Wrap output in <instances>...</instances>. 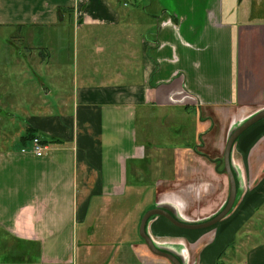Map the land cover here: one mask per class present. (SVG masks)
Here are the masks:
<instances>
[{
    "label": "crops",
    "instance_id": "obj_1",
    "mask_svg": "<svg viewBox=\"0 0 264 264\" xmlns=\"http://www.w3.org/2000/svg\"><path fill=\"white\" fill-rule=\"evenodd\" d=\"M145 1L138 15L126 0H0V33L28 42L19 56L39 52L57 81L45 95L54 104L22 106L0 62V264L9 253L32 264H172L142 241L145 214L197 224L227 204L218 168L228 139L264 110V0ZM71 49L73 67L53 70ZM31 134L48 144L44 157ZM230 163L237 196L215 228L147 223L184 264H218L236 243L245 251L227 264H264V242L247 246L264 238V119L238 137ZM116 213L118 223L101 221ZM97 228L106 238L95 245ZM87 239L101 253L78 262Z\"/></svg>",
    "mask_w": 264,
    "mask_h": 264
},
{
    "label": "rangeland",
    "instance_id": "obj_2",
    "mask_svg": "<svg viewBox=\"0 0 264 264\" xmlns=\"http://www.w3.org/2000/svg\"><path fill=\"white\" fill-rule=\"evenodd\" d=\"M126 1L128 3L127 11L136 12L138 15L139 13H141V10H140L141 0H126ZM145 4H152V0L145 1ZM135 8H138V9L130 10V9H135ZM25 43L26 42H22V41L20 42L13 35L7 36L5 34L0 33V62L2 61L4 65H6V63L8 62L11 68L10 70L13 72L12 75L9 74L10 76H5L4 83L6 84V86L14 85V87L17 90L15 91L16 94L14 95V97L17 99H14V100L16 102L20 101L22 106H24L25 104L28 105V103H33V102H36L37 104L42 103L45 105V102H44L45 100H48L46 102H48L50 105L54 104L56 102V98L54 97L55 93L52 92V94H50L49 96H45V95H47L46 94L47 89L51 87V84L55 85L57 84L56 83L57 81L52 79L53 75H48L45 73L44 66L46 65L43 64V56L42 57L39 56L40 55L39 52L35 51L36 53H33L29 56L28 54H26V56H23V57L19 56L20 54L22 55L23 53H25L27 49L25 47L29 43L27 42L26 45ZM56 52H58L57 54H59L60 50H56ZM72 52H73L72 49L69 50V55H67V51L64 50V53L67 58L63 56V53L62 55L59 54L61 58L58 59L57 65L55 64V60H53V63L51 66L52 69L58 71L57 68L62 69V68L73 67L75 56ZM62 57L65 58V62L62 60ZM69 59L71 60L69 61ZM111 61L114 64H118L119 66L121 65L119 59L115 56L112 57ZM120 218H123L121 214L116 213L113 216H109L106 221L105 220H101V221H104L103 223L105 224H108V223L116 224L118 223V220ZM93 223H94V220H89L86 225L85 231H87L88 225L93 224ZM258 224H259L258 226L261 227V230L263 231L262 227H264V218L261 219ZM255 228L257 229V225ZM256 231L260 233L259 230H256ZM92 234L93 236L89 243L93 242L96 245L100 241L102 242L105 241L106 237L103 236V228L95 229V231ZM256 236L257 237H255V240L250 241V244L247 245L249 248L253 247L254 244L257 245L258 243L264 242V238L261 237V235L259 236L256 235ZM87 242H88V239L85 241L86 245L81 244L79 246L80 249H82L80 250L79 253L75 251V259L78 262L84 261L87 255H90L91 253H101L99 251H95L94 249H92L90 245H87ZM238 244L239 243H236L235 245L230 247L225 252V254L219 258L218 264H227L228 259L239 258L245 250H242L241 252H237L236 250H237ZM82 257H85V259H83ZM131 258L133 259V261H135L132 255H131ZM18 259L11 258V259L4 261L3 263L5 264H32L31 261L29 260L32 258L26 257L25 259H21V260H18Z\"/></svg>",
    "mask_w": 264,
    "mask_h": 264
},
{
    "label": "water",
    "instance_id": "obj_3",
    "mask_svg": "<svg viewBox=\"0 0 264 264\" xmlns=\"http://www.w3.org/2000/svg\"><path fill=\"white\" fill-rule=\"evenodd\" d=\"M264 119V110L257 113L247 121H245L243 124H241L239 127H237L231 134L227 142L225 154H224V172L227 174L229 181H230V195L228 198V202L224 209L218 213L216 216L213 218L202 222V223H197V224H192V223H185L177 218H175L172 214H170L168 211L163 210L161 208H156L153 210L148 211L145 216L143 217L140 225V235L147 244L148 248L150 251L158 256L164 257L168 259L172 264H184L182 259L178 258L175 254L164 251L161 248H159L152 238L149 236V234L146 232L147 228V223L149 220L154 217V216H163L167 220H169L174 226L181 228L183 230H204L211 228L218 224L224 217H226L229 212L232 210L234 202L236 200L237 196V183L236 179L234 176V173L231 168V163H230V155L231 151L233 149V146L235 142L237 141L238 137L245 132L247 129H249L251 126L254 124L258 123L259 121Z\"/></svg>",
    "mask_w": 264,
    "mask_h": 264
},
{
    "label": "built area",
    "instance_id": "obj_4",
    "mask_svg": "<svg viewBox=\"0 0 264 264\" xmlns=\"http://www.w3.org/2000/svg\"><path fill=\"white\" fill-rule=\"evenodd\" d=\"M48 147V144L45 143L40 137H35L31 141V152L37 157H44ZM26 151V149L23 150V152Z\"/></svg>",
    "mask_w": 264,
    "mask_h": 264
},
{
    "label": "trees",
    "instance_id": "obj_5",
    "mask_svg": "<svg viewBox=\"0 0 264 264\" xmlns=\"http://www.w3.org/2000/svg\"><path fill=\"white\" fill-rule=\"evenodd\" d=\"M35 137H37V136H34L33 134H31L30 136H28V138L30 139V142H31L32 139H34ZM218 170L224 172V167H223V165H222V167H219ZM216 225H217V224H216ZM216 225H215V226H216ZM215 226H213L212 228H214ZM142 241L145 243V241H144L143 239H142ZM11 258L18 259V258H16V256H15L13 253H9L7 256H5V257L2 258V259H4V261H6V260L11 259Z\"/></svg>",
    "mask_w": 264,
    "mask_h": 264
},
{
    "label": "flooded vegetation",
    "instance_id": "obj_6",
    "mask_svg": "<svg viewBox=\"0 0 264 264\" xmlns=\"http://www.w3.org/2000/svg\"><path fill=\"white\" fill-rule=\"evenodd\" d=\"M223 161V160H222ZM223 167H224V162H223ZM226 206V205H225Z\"/></svg>",
    "mask_w": 264,
    "mask_h": 264
}]
</instances>
